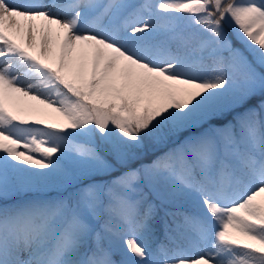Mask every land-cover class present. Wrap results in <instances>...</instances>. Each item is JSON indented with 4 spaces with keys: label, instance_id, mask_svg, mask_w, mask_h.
Returning <instances> with one entry per match:
<instances>
[{
    "label": "snow or ice",
    "instance_id": "6c2138e0",
    "mask_svg": "<svg viewBox=\"0 0 264 264\" xmlns=\"http://www.w3.org/2000/svg\"><path fill=\"white\" fill-rule=\"evenodd\" d=\"M0 264H264V0H0Z\"/></svg>",
    "mask_w": 264,
    "mask_h": 264
},
{
    "label": "trees",
    "instance_id": "16d2710c",
    "mask_svg": "<svg viewBox=\"0 0 264 264\" xmlns=\"http://www.w3.org/2000/svg\"><path fill=\"white\" fill-rule=\"evenodd\" d=\"M87 146V145H86Z\"/></svg>",
    "mask_w": 264,
    "mask_h": 264
}]
</instances>
